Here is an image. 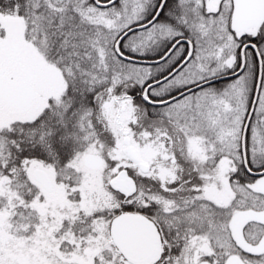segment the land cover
Here are the masks:
<instances>
[{"label":"snow or ice","instance_id":"snow-or-ice-1","mask_svg":"<svg viewBox=\"0 0 264 264\" xmlns=\"http://www.w3.org/2000/svg\"><path fill=\"white\" fill-rule=\"evenodd\" d=\"M0 264H264V0H0Z\"/></svg>","mask_w":264,"mask_h":264}]
</instances>
